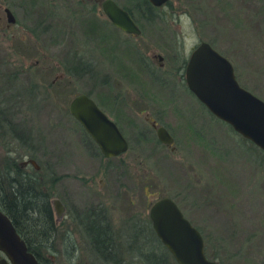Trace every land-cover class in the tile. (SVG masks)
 I'll return each instance as SVG.
<instances>
[{"label":"rangeland","instance_id":"1","mask_svg":"<svg viewBox=\"0 0 264 264\" xmlns=\"http://www.w3.org/2000/svg\"><path fill=\"white\" fill-rule=\"evenodd\" d=\"M102 1L0 0V168L33 162L39 171H27L51 195L54 222L53 201L63 211L47 263L103 264L85 239L96 217L109 234L101 248L121 264H146L160 253L146 238L150 206L167 197L200 232L206 258L264 264V154L184 84L189 55L205 42L264 102V0H170L151 21L134 15V38L112 28ZM84 94L126 139L119 158L101 156L69 115Z\"/></svg>","mask_w":264,"mask_h":264},{"label":"water","instance_id":"2","mask_svg":"<svg viewBox=\"0 0 264 264\" xmlns=\"http://www.w3.org/2000/svg\"><path fill=\"white\" fill-rule=\"evenodd\" d=\"M169 1L146 0L152 8H161ZM100 8L112 28L132 37L141 34L133 18L114 0H103ZM4 12L6 21L15 24L11 12L8 9ZM185 67L186 89L197 102L212 118L228 126L234 134L264 154V102L239 86L228 60L211 45L201 42L190 53ZM68 113L106 160L119 158L129 150L118 126L86 94L71 100ZM155 133L158 143L172 147L173 139L163 127ZM31 165L34 166V163L31 162ZM53 205L58 222L63 211L58 201H53ZM150 207L148 218L153 234L175 264H218L206 258L203 237L183 217L175 202L164 197ZM0 254L4 257L0 258V264H38L13 224L1 212Z\"/></svg>","mask_w":264,"mask_h":264},{"label":"trees","instance_id":"3","mask_svg":"<svg viewBox=\"0 0 264 264\" xmlns=\"http://www.w3.org/2000/svg\"><path fill=\"white\" fill-rule=\"evenodd\" d=\"M124 2L129 7L122 8L127 11L134 21L137 22L135 14L140 19L147 16L148 21L152 20L151 13L156 8H152L146 0H124ZM168 3L165 5H169ZM140 7H143L144 10H140ZM19 170L17 166L12 167L10 164L4 170L5 173L1 181L3 184L0 182V212L8 217L16 233L21 237L28 251L34 255L38 264H48L43 254L49 256L52 253L53 239L56 237V226L49 201L51 195L48 191L43 190V185L39 184L36 177ZM101 233L102 231L93 230L91 232L92 238L88 240L96 245L91 249V252L96 254V261L105 263L110 260L112 254L108 252V249L101 248L104 243L101 239ZM146 238L149 245L156 250L159 249L160 253L155 256L143 257L144 263L175 264L174 260L169 258V253L163 249L158 239L155 238L153 231ZM75 251L76 249L74 250V247H72V254ZM109 254L110 256H108ZM211 260L215 261V259ZM111 262L120 264L117 258L114 259V256L111 257Z\"/></svg>","mask_w":264,"mask_h":264},{"label":"flooded vegetation","instance_id":"4","mask_svg":"<svg viewBox=\"0 0 264 264\" xmlns=\"http://www.w3.org/2000/svg\"><path fill=\"white\" fill-rule=\"evenodd\" d=\"M164 7V6H163ZM5 9H7V8H5ZM4 12V11H3ZM10 12V11H9ZM5 13V12H4ZM11 14H12V12H11ZM13 15V14H12ZM6 16V15H5ZM13 19H14V16H13ZM7 22V21H6ZM136 23V22H135ZM9 24V23H8ZM14 25V24H13ZM136 26H137V24H136ZM138 27V26H137ZM139 28V27H138ZM140 30V29H139ZM141 32V31H140ZM129 36V35H128ZM140 36V35H139ZM139 36H134V37H139ZM130 37H132V36H130ZM134 37H132V38H134ZM158 58V57H157ZM159 59V61H161L162 60V58L160 59V58H158ZM184 84H185V78H184ZM185 88H186V84H185ZM188 90V89H187ZM151 123H152V128L155 130V132H156V130L158 129V128H160V127H158L157 125H156V123L155 122H153V121H151ZM164 128V127H163ZM165 129V128H164ZM166 130V129H165ZM169 133V132H168ZM170 135V134H169ZM173 139V138H172ZM93 143V142H92ZM94 144V143H93ZM95 146V145H94ZM97 147V146H96ZM166 147V146H165ZM98 148V147H97ZM169 148H171V147H169ZM173 149V148H172ZM171 149V150H172ZM99 150V149H98ZM5 163H4V165H3V167L2 168H0V182L2 181V178H3V176H4V170H5V168L10 164L12 167L13 166H17L20 170L19 171H23V173H27L28 174V171H27V167L29 166L30 167V169H34L36 172H38L39 171V168L38 167H34V166H32L31 165V162L30 163H27V162H23L22 164H17V162H16V160L14 159L13 160V162L12 161H7L6 159H5ZM26 163V164H25ZM1 184H3V182H1ZM3 187V186H2ZM51 203H52V201H50ZM92 221H94V222H90V225H88V227H86V240H88V239H91L92 238V234H91V232H93V230H96V231H102V233H101V235H102V237H101V235H100V237H101V239H102V241H103V239L104 240H106L107 239V237H109V234H107L108 232H107V225L105 224V225H103L99 220H97L96 219V217H94V219L92 220ZM99 221V222H98ZM55 226H56V222H55ZM106 232H105V231ZM90 235V236H89ZM54 241L56 240V237H55V239H53ZM90 254H91V258H92V260H96V254L95 253H92L91 252V250H90ZM113 256V255H112ZM111 256V257H112ZM111 257H110V260H107V262H109V264H114V262L112 263L111 262ZM0 258H4L1 254H0ZM107 262H105V263H103V264H107ZM120 262V261H119ZM120 264H121V262H120Z\"/></svg>","mask_w":264,"mask_h":264}]
</instances>
